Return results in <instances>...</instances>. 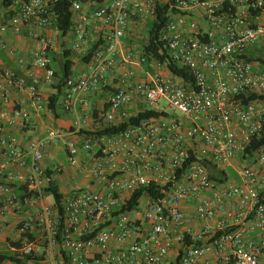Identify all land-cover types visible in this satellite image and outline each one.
Returning <instances> with one entry per match:
<instances>
[{"label":"built area","instance_id":"built-area-1","mask_svg":"<svg viewBox=\"0 0 264 264\" xmlns=\"http://www.w3.org/2000/svg\"><path fill=\"white\" fill-rule=\"evenodd\" d=\"M97 1L71 4L73 51L83 54L91 46L90 22L98 23L100 43L87 69L67 79L65 110L78 114V103L89 104L82 96L109 85L131 22L155 19L163 5L169 6V14L161 40L170 58L189 69L194 85L159 62L152 64L148 79H138L127 69L108 94L98 128L82 135L84 121L77 115L71 130L50 127L30 139L25 152L6 128L25 129L30 108L0 112V155L7 159L0 164V179L8 163L28 169L21 183L28 184L29 195L22 199L12 182L0 181V217L39 205L20 222L25 238L13 251L24 257L45 255L62 264H168L177 245L181 264H264V148L253 153L254 164L237 170V181L229 175L264 127L263 102L244 100L264 94V73L254 71L248 56L256 38L264 36V22L256 23L264 0ZM7 13L0 16V49L15 57L4 36L26 32L36 42L32 66L38 72H28L29 83L0 68V98L8 102L12 89L27 91L33 108L42 112L48 105L42 82H56L53 41L44 30L61 32L58 14L51 0H13ZM133 61L132 54L123 59ZM146 61L141 53L137 56L140 64ZM145 110L163 115L144 117L116 134L99 133ZM60 146L67 163L46 167L48 149ZM81 151L88 154L82 164ZM78 166L99 188L72 191L60 214L54 202H47L45 189L50 180ZM212 168L229 179H212ZM150 184L166 187V194L158 201L145 195L137 208L125 210L132 192ZM193 198L195 219L201 223L196 229L188 227L184 211ZM187 237L192 244H186Z\"/></svg>","mask_w":264,"mask_h":264},{"label":"crops","instance_id":"crops-1","mask_svg":"<svg viewBox=\"0 0 264 264\" xmlns=\"http://www.w3.org/2000/svg\"><path fill=\"white\" fill-rule=\"evenodd\" d=\"M108 1L109 0H99L97 2L98 5H100ZM0 16H8L7 9L2 6V0H0ZM261 22H264V11L260 13V17L256 20V23ZM144 25L145 23H140L139 21L131 22L127 35L123 39L122 53L118 66L115 68L114 71L109 73V85L107 87H103L97 93H91L82 96L81 99L88 101L89 104L88 107H84L81 103H78V114L65 110L63 106L66 94L65 88L63 89L59 100L57 101L54 111L50 110L48 108V105L46 110L42 112L36 111L35 108H33L32 106V102L27 91H18L16 89H12L8 102H3V100L0 98V112H10L14 107H27L31 110V117L29 119L28 126L25 129L20 127L6 128L7 133H10L17 137L18 149L22 152H25V145L27 144V142L30 139H35L43 136L46 133V130L50 127L71 130L77 115H79L84 121L83 131L90 132L91 130H95L99 127V117L104 113V111L108 107V94L114 90L118 77L125 70H134L138 79H148L150 74L154 73V68L152 66L146 67L143 64L137 62V56L140 55L142 47L141 45H139L137 34L140 32L141 28H144ZM89 30L92 43L88 50H90V48L95 43H97L99 39L100 32L98 29V23L90 22ZM44 33L53 41L51 55L53 58V68L57 75L55 83L58 82L57 77L62 74L67 60L73 62L72 76H77L80 74V72L87 69L88 62L84 60V57L87 55L88 50L83 54H79L73 51V44L75 41V35L73 32L70 31L64 35L61 32H57L52 29H47L44 30ZM4 37L6 39L8 47L15 50L16 56L12 57L9 55L7 50L0 49V68L4 70L13 71L19 76H24L27 78L28 82L31 83V77L29 76L28 72H38L37 70L33 69L32 66L33 51L36 47V42L32 38H30L26 32L21 35H18L15 34L13 31H9L5 34ZM262 45H264V36L259 35L256 38L254 44L248 49V56L252 59L254 63V71L256 73H264V54L261 55L259 52H257V48H260ZM69 54L70 56L68 57ZM129 54H132L136 61H133L132 63L123 62V59L125 60L126 56H128ZM19 59H22L23 63H19ZM53 85L48 86L43 82L41 85L42 93L44 94L48 103L50 101V98L57 92V90L54 89ZM262 102L264 104V101ZM75 138L79 140V137ZM87 159L88 154L81 151L80 163L82 164ZM251 160L252 161L249 160L247 162L248 165H251V162H255V159L253 157ZM6 162L7 159L4 156L0 155V164ZM66 163L67 152L65 151V148L63 146L57 148L50 147L48 149L46 157L44 159V165L46 167L52 169L55 166ZM27 174L28 169H22L18 166H14L8 163L4 171V176L0 179V181H10L13 183V185L16 186V190H18L19 185H21L22 182L21 177H26ZM10 178L12 179L10 180ZM56 182L66 195L70 194L72 191H76L82 188H99V185L92 181L89 172L81 166L75 168L70 167L66 173L56 178ZM48 202L53 203V200L50 199ZM196 204L197 199L193 198L187 204L184 205V211L186 212L187 216V225L188 227L194 229L201 227V223L196 221L195 219ZM37 206H39L37 203L31 206H23L19 210H10L4 216L0 217V255L12 254L15 255L18 259V262L5 260L1 264H31L32 261L26 260L24 256L13 251V243L18 242L23 238L21 233L19 232V224L26 217L27 213L36 210ZM191 209H194V213L191 212ZM192 214H194V219L192 218ZM178 250L179 248L176 245L167 257L168 264H170L176 259L178 253L175 252H177ZM37 256L44 257L43 260H39L41 262H51V264H62L60 260L56 262L53 261L51 258L46 257L45 255Z\"/></svg>","mask_w":264,"mask_h":264},{"label":"trees","instance_id":"trees-1","mask_svg":"<svg viewBox=\"0 0 264 264\" xmlns=\"http://www.w3.org/2000/svg\"><path fill=\"white\" fill-rule=\"evenodd\" d=\"M54 5V9L58 14L57 19V26L62 34H67L73 26L72 22V12H71V4L73 1L76 0H51ZM13 3V0H2V6L6 9L10 8ZM168 14H169V6L163 5L160 6L157 10V15L155 19L149 20L144 25L145 30V41L142 43L141 47V54L147 58V61L143 64L146 67H151L154 62L163 63L166 65L168 71L174 75L175 77L181 78L185 83L194 85L193 76L191 75L188 68L179 65L178 63L174 62L168 53L167 47L165 42L161 40V31L165 27L168 22ZM99 42L95 43L90 50L87 51V55L84 57L88 63L91 61L94 51L99 46ZM70 54L68 55V57ZM250 60H252L250 58ZM72 67L73 62L67 60L66 65L63 69V72L60 76H58V82L55 83L54 89L57 90L56 94H54L48 103V108L50 110L55 109L57 101L65 87L67 79H69L72 75ZM57 76V75H56ZM245 101H264V94H250L247 97H244ZM163 113L152 111V110H145L143 112H139L136 115L130 117L128 120L122 121L118 124L113 125L112 127H108L104 130L99 131V133H106V134H116L120 131H123L125 128L136 124L139 120L144 117L149 116H160ZM91 132V131H90ZM89 131H82L81 134H88ZM264 148V127L260 133V135L255 138L250 146L247 148L244 158L248 159V157H252L253 153L259 149ZM49 175L51 172L48 173ZM234 172L232 169L229 170V175H233ZM229 175L223 173L215 168L211 169V177L214 180L219 182H223L229 179ZM167 192L166 187H160L155 184H150L147 186H142L132 192L130 199L126 202L124 209L128 211H132L137 208L140 200L147 195L151 199L158 201L160 200ZM18 193L22 199L26 196H29L28 193V184L21 183L18 188ZM45 193L48 196H51L54 204L58 207L60 214H62V203L66 194L61 190L60 186L56 181L50 180L46 189ZM25 236H23V239ZM29 239L32 240L33 237L29 235ZM186 244H192L189 237L186 238ZM196 244H200V241L196 242ZM14 246L20 247L22 245V240L13 243ZM26 260L29 261H39L43 260L44 257L35 256V255H28L25 256ZM10 260L12 262H18V259L15 255H7L3 254L0 255V264L5 261ZM170 264H181V253L176 257L174 261Z\"/></svg>","mask_w":264,"mask_h":264},{"label":"rangeland","instance_id":"rangeland-1","mask_svg":"<svg viewBox=\"0 0 264 264\" xmlns=\"http://www.w3.org/2000/svg\"><path fill=\"white\" fill-rule=\"evenodd\" d=\"M136 25V24H135ZM137 36H138V42H139V45H142V43L145 41V30H144V28H141L140 29V32L137 34ZM257 52H259L261 55H263L264 54V45H262L260 48H257ZM252 159V157H248V159H245V158H243V157H241L239 160H237L236 161V163H235V167L232 169L233 170V172H234V174L231 176V179L232 180H235V181H237L238 180V177H237V170L238 169H240L242 166H244L245 164H247V162L250 160V161H252L251 160ZM254 162H251L250 164H253ZM48 199V201L51 199L50 197H47ZM47 201V202H48ZM191 212L192 213H194V209H191ZM193 216H194V214H192V218H193ZM194 219V218H193ZM39 252H42L43 251V249L42 248H39V250H38ZM175 253H178V251L177 252H175ZM31 264H51V262H41V261H39V262H35V261H32L31 262Z\"/></svg>","mask_w":264,"mask_h":264}]
</instances>
